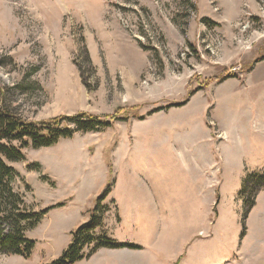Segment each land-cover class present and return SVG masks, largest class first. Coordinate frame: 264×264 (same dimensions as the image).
Returning <instances> with one entry per match:
<instances>
[{
    "label": "rangeland",
    "instance_id": "374dc122",
    "mask_svg": "<svg viewBox=\"0 0 264 264\" xmlns=\"http://www.w3.org/2000/svg\"><path fill=\"white\" fill-rule=\"evenodd\" d=\"M0 84L29 121L130 115L23 149L16 190L34 211L64 206L27 232L30 257L0 254V264L59 258L98 199L129 179L120 173L139 169L165 193L181 181L183 158L202 148L203 241L173 264H264L263 203L245 219L239 196L247 173L264 171V0H0ZM104 202L105 232L123 241L106 223L118 208ZM99 251L75 264L132 259Z\"/></svg>",
    "mask_w": 264,
    "mask_h": 264
},
{
    "label": "trees",
    "instance_id": "16d2710c",
    "mask_svg": "<svg viewBox=\"0 0 264 264\" xmlns=\"http://www.w3.org/2000/svg\"><path fill=\"white\" fill-rule=\"evenodd\" d=\"M5 89L0 84V254L28 258L32 255L36 242L28 238L27 232L36 228L51 209L62 207L64 204L58 203L40 212L30 209L25 193L16 190L14 185L19 172L13 165L24 159L23 149L50 147L61 138H71L77 132L98 131L110 126L112 121L127 119L131 112H127L128 108L125 113L129 116L125 117L120 116L123 109H118L114 115L79 112L41 121H29L6 100ZM112 187L113 185L98 199L97 206L91 210L89 220L72 232V241L62 255L46 264H75L90 258L102 248H142L113 239L105 232V217L110 210L104 201L111 193ZM262 191L264 171L247 173L239 192L244 201L245 219L256 206L258 195ZM88 249L90 250L86 253Z\"/></svg>",
    "mask_w": 264,
    "mask_h": 264
},
{
    "label": "crops",
    "instance_id": "0c3cea01",
    "mask_svg": "<svg viewBox=\"0 0 264 264\" xmlns=\"http://www.w3.org/2000/svg\"><path fill=\"white\" fill-rule=\"evenodd\" d=\"M183 163L181 181L165 193L155 185L142 182L144 178L141 170H122L120 176L123 178L127 174L129 179L123 178L121 182L114 183L107 197V200L116 204L118 218L109 214L106 223L108 228L118 230L123 240L120 242L136 244L142 248H102L100 251H119L125 257L132 256L131 260L126 258L123 264H145L144 261H148V264H173L176 256L182 255L188 245L199 246L203 241L200 234L203 230L200 229H203L205 223V176L208 173L203 148L194 155L185 156ZM257 199L256 208L260 201L263 203L261 223L264 231V191L259 193ZM260 237L264 239L259 235L257 245L263 248ZM170 238L177 241L173 242ZM174 245L178 247L175 256L168 249ZM167 252L171 255L168 256ZM106 259V264L121 262L113 258Z\"/></svg>",
    "mask_w": 264,
    "mask_h": 264
}]
</instances>
